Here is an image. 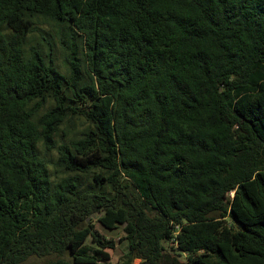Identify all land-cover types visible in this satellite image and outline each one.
<instances>
[{
	"label": "trees",
	"instance_id": "16d2710c",
	"mask_svg": "<svg viewBox=\"0 0 264 264\" xmlns=\"http://www.w3.org/2000/svg\"><path fill=\"white\" fill-rule=\"evenodd\" d=\"M94 214L119 264H264V0H0V264H112Z\"/></svg>",
	"mask_w": 264,
	"mask_h": 264
},
{
	"label": "rangeland",
	"instance_id": "374dc122",
	"mask_svg": "<svg viewBox=\"0 0 264 264\" xmlns=\"http://www.w3.org/2000/svg\"><path fill=\"white\" fill-rule=\"evenodd\" d=\"M29 39L33 44H36L42 40L39 33L32 34V36L29 37ZM78 126H80V124H78ZM56 156H57L56 151H52L49 154V157L51 158H55ZM58 174L59 173H55V175H58ZM97 217H98V214H94L93 216L89 217V221H92L94 223L96 230L100 234H102L104 237L109 238V239H114L118 242L117 247L111 250V253H112V264H119V260L121 256L123 255L124 251L126 250V242L120 241L121 237H123L124 235L123 228L121 227L116 230H108L103 225H101V223L98 222ZM89 241H91V239H89ZM52 258L53 257H43V258L31 257L27 261H25L23 264H45ZM132 264H142V262L139 258H137L134 260Z\"/></svg>",
	"mask_w": 264,
	"mask_h": 264
}]
</instances>
